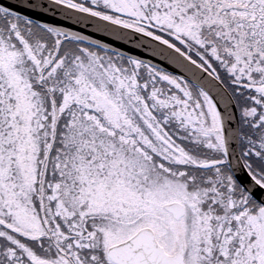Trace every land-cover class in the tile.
<instances>
[{"label":"snow or ice","instance_id":"6c2138e0","mask_svg":"<svg viewBox=\"0 0 264 264\" xmlns=\"http://www.w3.org/2000/svg\"><path fill=\"white\" fill-rule=\"evenodd\" d=\"M0 264H264V0H0Z\"/></svg>","mask_w":264,"mask_h":264},{"label":"water","instance_id":"95a60500","mask_svg":"<svg viewBox=\"0 0 264 264\" xmlns=\"http://www.w3.org/2000/svg\"><path fill=\"white\" fill-rule=\"evenodd\" d=\"M5 2H7V0H5ZM31 15H33V18L39 19L41 23H52L55 26L65 27L72 31H79L82 34L91 36L93 39L100 40L102 43L118 48L128 55H133L140 59H144L145 61L158 64L173 73L178 74L180 72V69L175 65L169 64L158 55H154L152 52L140 48L136 43L122 36L110 35L103 31H97L93 27L85 28L83 25L76 24L74 20H65L62 16L54 17L50 13L45 14L42 17L36 13H32Z\"/></svg>","mask_w":264,"mask_h":264}]
</instances>
